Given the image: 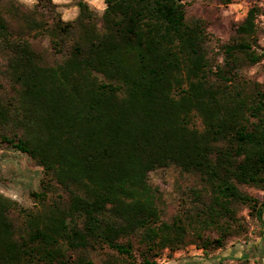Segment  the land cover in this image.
<instances>
[{
    "label": "trees",
    "instance_id": "16d2710c",
    "mask_svg": "<svg viewBox=\"0 0 264 264\" xmlns=\"http://www.w3.org/2000/svg\"><path fill=\"white\" fill-rule=\"evenodd\" d=\"M3 1L0 142L44 175L34 208L0 192V264H158L189 244L208 255L248 243L242 211L264 224V199L243 188L264 191V82L244 72L264 60L258 7L220 60L186 0H105L101 14L78 0L70 21L38 0L20 14L25 36ZM41 32L53 62L26 36ZM169 166L201 185L165 219L150 174Z\"/></svg>",
    "mask_w": 264,
    "mask_h": 264
},
{
    "label": "rangeland",
    "instance_id": "374dc122",
    "mask_svg": "<svg viewBox=\"0 0 264 264\" xmlns=\"http://www.w3.org/2000/svg\"><path fill=\"white\" fill-rule=\"evenodd\" d=\"M100 14L103 12L95 5L86 0ZM37 2L29 6L22 0H4L1 4L6 10L11 27L17 32L22 29L25 36L24 20L21 13L37 12ZM264 0H186V13L188 19H200L208 34L207 46L216 56H220L221 46L227 43L235 34L238 25L246 17L252 6L258 7L256 14L258 50L264 48V7L260 4ZM57 3V2H55ZM78 0H59L57 10L61 13L63 20H73L79 13ZM105 4V0H103ZM13 5V6H12ZM10 6V8L8 7ZM12 6V8H11ZM16 9V10H15ZM16 12H20L17 14ZM20 17V18H19ZM33 45L42 51L48 60L53 62L57 56L51 37L47 33L26 34ZM0 61L3 57L0 54ZM244 72L264 82V60L253 65H247ZM43 168L38 165L28 154L13 148L7 147L0 142V192L14 199L24 208H34L35 200L32 192L40 190ZM150 182L162 192L164 200V217L171 219L178 211L179 205L185 199L191 187L201 185L200 178L195 174L185 173L175 166L160 168L150 174ZM251 194L264 199V191L251 186H243ZM249 223L247 235L248 244L245 238L230 237L225 250H217L208 255L196 244H189L184 249L176 251L171 257L166 253L158 260V264H215L223 259L225 264H264V224L253 220L248 215L247 209L242 211ZM11 217L16 224H20L17 211L11 212ZM95 264H103L102 258L97 254L93 255Z\"/></svg>",
    "mask_w": 264,
    "mask_h": 264
},
{
    "label": "clouds",
    "instance_id": "9594fccd",
    "mask_svg": "<svg viewBox=\"0 0 264 264\" xmlns=\"http://www.w3.org/2000/svg\"><path fill=\"white\" fill-rule=\"evenodd\" d=\"M22 2L27 4V5H29V6H31V5L36 3V0H22ZM54 2L58 3L59 0H54ZM90 3L95 5L101 11H103L107 7V5L103 3V0H90ZM64 19L67 20L68 17L65 16Z\"/></svg>",
    "mask_w": 264,
    "mask_h": 264
},
{
    "label": "water",
    "instance_id": "95a60500",
    "mask_svg": "<svg viewBox=\"0 0 264 264\" xmlns=\"http://www.w3.org/2000/svg\"><path fill=\"white\" fill-rule=\"evenodd\" d=\"M248 243H244V244H242V245H240L241 247H243V246H246Z\"/></svg>",
    "mask_w": 264,
    "mask_h": 264
},
{
    "label": "built area",
    "instance_id": "2783aa9c",
    "mask_svg": "<svg viewBox=\"0 0 264 264\" xmlns=\"http://www.w3.org/2000/svg\"><path fill=\"white\" fill-rule=\"evenodd\" d=\"M261 6H263V7H264V2H262V3L260 4V7H261Z\"/></svg>",
    "mask_w": 264,
    "mask_h": 264
}]
</instances>
